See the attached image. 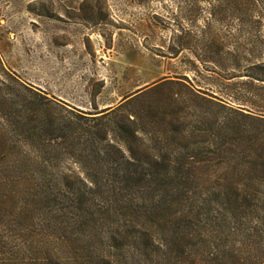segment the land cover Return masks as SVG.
Wrapping results in <instances>:
<instances>
[{"label":"rangeland","instance_id":"1","mask_svg":"<svg viewBox=\"0 0 264 264\" xmlns=\"http://www.w3.org/2000/svg\"><path fill=\"white\" fill-rule=\"evenodd\" d=\"M218 1L228 2L0 0L1 62L50 100L45 108L35 95H23L31 107L48 110L39 112L38 138L26 149L34 223L62 227L80 211L125 222L137 220L140 210L198 205L202 222L234 226L233 198L211 188L234 177V130L224 133L215 120L226 114L194 102L175 83L192 77L190 55L180 51L186 40L177 36L200 31ZM202 74L197 81L209 84ZM121 104L102 121L90 119ZM185 178L205 183L199 199L174 183Z\"/></svg>","mask_w":264,"mask_h":264},{"label":"trees","instance_id":"2","mask_svg":"<svg viewBox=\"0 0 264 264\" xmlns=\"http://www.w3.org/2000/svg\"><path fill=\"white\" fill-rule=\"evenodd\" d=\"M177 38L186 40L180 51L190 55L186 71L192 77L175 83L194 102L226 114L215 120L224 133L234 130V177L211 184L220 195L233 198L234 226L202 222L198 205L173 212L168 207L140 210L137 220L125 222H106L104 214L94 219L95 213L80 211L62 227L34 223L36 213L25 190L26 149L38 138L39 112L48 110L31 107L23 95H35L45 108L50 100L13 77L0 59V264H264V0L218 1L200 31L192 27ZM202 71L209 84L197 81ZM122 108H107L108 113L90 119L102 121ZM174 183L190 189L187 197H198L205 184L196 178Z\"/></svg>","mask_w":264,"mask_h":264}]
</instances>
